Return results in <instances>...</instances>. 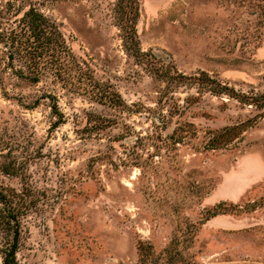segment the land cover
<instances>
[{
  "label": "rangeland",
  "instance_id": "rangeland-1",
  "mask_svg": "<svg viewBox=\"0 0 264 264\" xmlns=\"http://www.w3.org/2000/svg\"><path fill=\"white\" fill-rule=\"evenodd\" d=\"M9 2L55 22L88 68L31 83L0 51L16 264H142V247L143 264H264V107L241 101L264 92V0H138L142 60L124 50L116 0ZM107 86L120 100L99 98Z\"/></svg>",
  "mask_w": 264,
  "mask_h": 264
},
{
  "label": "trees",
  "instance_id": "trees-1",
  "mask_svg": "<svg viewBox=\"0 0 264 264\" xmlns=\"http://www.w3.org/2000/svg\"><path fill=\"white\" fill-rule=\"evenodd\" d=\"M113 11L116 25L121 32L124 50L136 60H142L146 53L141 51L135 31L139 13L138 0H116ZM0 51L11 73L31 83L39 82L43 76H52L53 79L64 81L63 84H72L74 75L81 76L88 70L73 55L59 26L32 6L21 15L17 10H12L10 2L7 7L0 8ZM151 67L159 76L169 75L166 66ZM211 87L212 91L222 93L225 86ZM45 95L52 99V106L56 107L55 96ZM103 97L110 103L120 100L117 91L109 86L99 91V98ZM247 99L254 101L259 108L264 107V92L249 96L243 94L241 101H248ZM16 198L17 193L14 190L0 185V244L3 245L1 264L17 263L15 254L20 232L19 216L23 211V204ZM217 213L214 210L211 216ZM142 250L144 254L140 262L143 264L150 252L147 247H142Z\"/></svg>",
  "mask_w": 264,
  "mask_h": 264
},
{
  "label": "crops",
  "instance_id": "crops-1",
  "mask_svg": "<svg viewBox=\"0 0 264 264\" xmlns=\"http://www.w3.org/2000/svg\"><path fill=\"white\" fill-rule=\"evenodd\" d=\"M230 174V173H228ZM227 175V174H226ZM226 177V176H224ZM224 179V178H223ZM245 188L244 187H240V188H235L233 191H232V194L235 195V196H239L241 197L243 195V193L245 192ZM236 199V198H235Z\"/></svg>",
  "mask_w": 264,
  "mask_h": 264
}]
</instances>
